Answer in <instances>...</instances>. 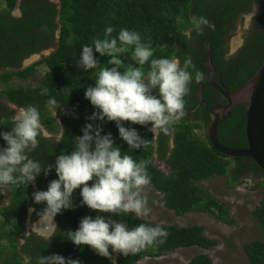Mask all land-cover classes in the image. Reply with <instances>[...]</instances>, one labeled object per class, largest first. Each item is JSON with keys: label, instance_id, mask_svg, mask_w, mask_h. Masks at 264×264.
<instances>
[{"label": "trees", "instance_id": "obj_1", "mask_svg": "<svg viewBox=\"0 0 264 264\" xmlns=\"http://www.w3.org/2000/svg\"><path fill=\"white\" fill-rule=\"evenodd\" d=\"M57 1L58 4L48 0H21L18 2L21 17L12 18L10 12L16 7L17 0H0V98H6L19 107L36 106L43 124H51V119L54 120L55 125L51 124L50 129L57 130V125L60 126L47 108L50 97L56 99L60 108L75 111L81 118L76 121L68 117L61 119L65 129V142L62 141L60 147H57L58 144H51L39 138L38 146L43 149L46 164L55 161V158L51 157L52 154L57 155L62 150L67 151L69 142L72 149V137L82 135L81 129L86 123L94 125L102 123V134L111 132L123 153L132 155L136 160L150 161L148 164L150 184L153 190L162 194L160 205L163 208L172 210L176 215H184L192 211L209 213L225 224H233V220L229 217L228 206L213 198L200 183L218 176L225 177L228 186L232 187L234 182H238L242 177H248L246 175L250 171L264 182V173L255 163L246 165L247 159L229 158L218 152L210 145L208 138L202 132H198L205 130V125L209 121V114L204 105L200 107L203 113L201 123L174 122L173 146L165 158L168 166L166 172L154 165V152L155 146H158L160 156L165 157L169 132L167 134L161 132L156 140L148 131L150 125L145 127L132 124L131 126L135 127L142 137L149 139V147L146 150L132 151L119 137L115 122L83 119L86 116L90 117L94 111L90 101L85 98L86 87L94 83L99 69L107 65L110 57H99V54L94 52L99 58L100 65L97 69L86 73L77 67V59L84 44H91L94 37L103 38L106 26L111 25L115 28L113 35H116L121 28L136 30L145 42H151L154 58L178 55L183 60L185 56H191L196 67L204 73L205 79L201 83L193 82L190 85L188 96L191 100L189 104L185 103V106L192 108L198 100L195 96L196 90L206 81L208 71L204 62L208 52L218 73L224 75L223 81L229 91L241 87L260 66L264 58V0ZM255 3L260 4V15L256 16L259 30L244 35L241 47L228 56V36L235 29L241 15L248 12ZM193 16H204L215 27L212 29L205 27L202 35L197 36L193 33V39L186 41L182 33L191 27L190 21ZM48 47H52L53 51L38 62L20 68L24 58ZM127 63L132 62L129 59ZM40 65L46 68L40 83L29 87L10 85L14 78L25 79L34 74L35 69ZM147 68L148 65H144V69ZM44 88L48 89L47 94L41 95V90ZM213 95L217 93L210 87L206 86L201 90V98L206 102L207 108L215 102ZM124 123L128 126L130 122ZM217 138L226 146H246L243 106H235L229 117L218 126ZM29 155L39 162L43 160L36 149ZM40 178L45 181L42 188L46 190L48 176L41 173ZM6 188L11 197L7 205L0 207V264H36V257L39 255L47 256L53 253L64 255L75 246L61 235H66L62 233L66 230H75L71 223L73 213H88L87 207L79 204L80 200L75 194L73 202L76 206L57 214L61 221L56 229V236L48 241L30 233L22 237L23 242L20 243L18 235L23 230L25 207L30 200L32 184L28 187L21 185ZM256 188L263 190L264 184L263 187L260 184L253 186V189ZM38 205L43 208L45 206L43 203ZM96 214L92 210V216ZM251 214L263 236L261 240H253L243 245L247 259L244 264H264V202ZM105 215L111 214L105 213ZM113 219L126 222L130 228L140 223L153 226L157 224L144 220L134 213H122L119 217L113 216ZM161 225L169 233L163 244L148 248L136 255L123 256L118 253L116 264H136L142 258L158 257L178 248L198 247L209 250L217 244L216 240L204 236L202 225ZM109 251L111 252V249ZM70 257L80 259L81 264H108L106 257L96 254L89 246H81ZM187 264H212V261L207 254L198 253L192 256Z\"/></svg>", "mask_w": 264, "mask_h": 264}, {"label": "clouds", "instance_id": "obj_2", "mask_svg": "<svg viewBox=\"0 0 264 264\" xmlns=\"http://www.w3.org/2000/svg\"><path fill=\"white\" fill-rule=\"evenodd\" d=\"M190 24L182 33L186 41L193 39V33L202 35L205 27H215L204 16H193ZM115 31L113 26H106L103 38L94 37L91 44H84L77 59V67L86 73L100 65L94 52L99 57H110L84 92L94 107L89 119L115 122L119 137L128 149L146 150L149 139L131 125H150L148 131L152 137L161 132L167 134L174 122L185 115L190 85L201 83L205 76L191 56L183 60L178 55L154 58L151 42H145L138 31L121 28L113 35ZM129 59L132 63L126 64ZM47 91L44 88L40 94L46 95ZM47 103L56 116L60 106L56 99L50 97ZM124 122L130 123L126 126ZM4 125L8 130H0V138L5 141L0 146V187H28L41 173L47 176L52 169L56 173L57 178L48 182L46 190L32 193L34 204L45 205L37 213V225H44L43 230L34 229L37 235L48 241L57 235L55 217L62 210L76 206L73 195L79 189L82 197L79 204L97 214L82 217L77 229L62 232L74 245L89 246L96 254L111 258L112 253L136 255L166 241L169 233L159 223L154 226L140 223L130 228L126 222L113 219L122 213H134L138 217L149 214L148 197L143 189L151 181L150 161L136 160L123 153L111 132L102 134V123H86L81 129L82 135L72 137V150H62L54 163L46 166L29 154L39 145V138L55 144L65 142L63 127L53 135L41 122L39 109L31 105L14 109L8 118H0V126ZM32 211L35 209L30 207L29 212ZM36 264H81V260L53 253L37 256Z\"/></svg>", "mask_w": 264, "mask_h": 264}, {"label": "rangeland", "instance_id": "obj_3", "mask_svg": "<svg viewBox=\"0 0 264 264\" xmlns=\"http://www.w3.org/2000/svg\"><path fill=\"white\" fill-rule=\"evenodd\" d=\"M58 4L57 0H51ZM17 5L13 9L15 12ZM255 13V15H253ZM259 14V6L253 4L250 12L244 15L236 24L235 29L228 36L227 55L234 54L241 47L244 35H248L255 24V17ZM52 48L42 50L38 53L28 56V63H23L24 66H29L34 62H38L43 56L48 55ZM39 56V58H37ZM26 59V60H27ZM46 68L40 65L35 69L34 74L25 79L14 78L11 80L12 86H35L42 80ZM12 110L18 109L14 105ZM64 109V108H63ZM62 109V110H63ZM52 113L54 112L51 107ZM56 110V116L57 114ZM205 133V130H198ZM158 168L164 169V166L157 165ZM264 182L261 179H251L242 177L238 182H234L232 187L228 186L225 177L215 176L212 179L204 180L200 184L204 186L208 193L213 198L224 202L228 206L229 217L233 220V224H225L218 220L214 215L209 213L189 212L184 215H176L172 210L163 208L160 205L162 194L152 189L151 184L143 189V194L148 197V207L150 212L148 215H141L140 218L157 222L159 224H177L179 226L202 225L204 227V236L209 239H214L217 244L209 250L198 247L178 248L173 252L164 253L158 257L142 258L136 264H187L192 256L198 253L207 254L212 264H244L247 259L243 251V245L253 240H261L263 233L257 227L256 221L251 212L262 202H264L263 190L253 186L260 184L263 187ZM30 213L27 214L24 221V231H29L37 220H32Z\"/></svg>", "mask_w": 264, "mask_h": 264}, {"label": "water", "instance_id": "obj_4", "mask_svg": "<svg viewBox=\"0 0 264 264\" xmlns=\"http://www.w3.org/2000/svg\"><path fill=\"white\" fill-rule=\"evenodd\" d=\"M39 58V56H37ZM29 59L25 63H28ZM204 65L210 73V78L200 87L197 93L201 99V90L204 86L216 90L223 103H216L208 110L209 121L205 127L204 135L208 138L210 145L218 152L229 158L241 157L251 163H255L264 173V58L254 74L246 82L234 91H229L225 83H218L214 77L217 69L210 59L208 52ZM223 76L220 77V80ZM203 103V101H200ZM200 105V104H199ZM244 106L246 146L231 147L223 145L217 138L218 126L229 117L235 106ZM77 197H82L75 190ZM88 208V207H87ZM88 215L92 216V210L88 208ZM84 217L76 214L73 224L78 228L77 219ZM81 246L75 245L63 256L67 259L79 250Z\"/></svg>", "mask_w": 264, "mask_h": 264}, {"label": "flooded vegetation", "instance_id": "obj_5", "mask_svg": "<svg viewBox=\"0 0 264 264\" xmlns=\"http://www.w3.org/2000/svg\"><path fill=\"white\" fill-rule=\"evenodd\" d=\"M48 1H50V2H52L51 0H48ZM19 2H21V0H19ZM53 3V2H52ZM255 4H257V8H258V6H259V14L258 15H260V4H258V3H255ZM252 6H253V4L251 5V8H252ZM250 8V9H251ZM250 12V10L248 11V12H245V13H243L242 15H241V17H240V19L244 16V15H246V14H248ZM10 15H11V17L12 18H19V17H21V9H20V7H19V5H18V8H17V10L14 12L13 10L10 12ZM255 30H259V24H258V22H257V20H256V17H255V24H254V26H253V29L251 30L252 32H255ZM48 48H52V47H48ZM48 48H44V49H42V50H45V49H48ZM41 50V51H42ZM52 50V49H51ZM40 52V51H39ZM28 58V57H27ZM27 58H24L23 60H22V62H21V67L20 68H23V67H25L24 65H23V63L26 61V59ZM25 60V61H24ZM221 76H224V75H221V74H219L218 72H217V74L216 75H214V77H215V79H216V81L218 82V83H220V82H222V83H224V81H223V77L221 78V80H220V77ZM210 78V73L208 72V74L206 75V81H205V83L207 82V80ZM17 79H19V78H17ZM206 86H204L203 88H205ZM202 88V89H203ZM228 89V88H227ZM200 90V88H198L197 90H196V94H195V96H197V93H198V91ZM215 92L217 93V95H213V98H214V100H215V102H214V104H216V103H223L224 101L222 100V98H221V96H220V94L215 90ZM198 97V96H197ZM191 97L190 96H187L186 98H185V100H186V104H189V102H190V99ZM200 101H203V103H200ZM200 104V105H199ZM213 104V105H214ZM11 105H14L16 108H21V107H19V106H17V105H15V104H13V103H11L9 100H7L6 98H0V117L1 118H8V117H10L12 114H13V110H12V106ZM202 105H204V108L207 110V113H208V110L210 109V108H207L206 107V102L201 98V99H199L198 98V100H197V102H196V104H195V106H193L192 108H190V107H186L185 106V115L180 119V120H178V121H175V122H177V123H180L181 121H189V122H193V123H201L202 121H201V119H202V116H203V113H201V110L202 109H200V107L202 106ZM48 108V110H49V113H50V115L53 117V118H55V120H56V123H59V125L60 126H58L57 125V130L56 129H50V125L52 124V125H55L54 124V120H52L51 119V124H49V123H46V124H44V126H45V128L46 129H48L51 133H53V135H55V134H58L59 132H60V130L62 129V127H63V122L61 121V119L63 118V117H68L69 119H71V120H74V121H76L77 119L79 120V119H81L80 117H79V114L77 113V112H75V111H69V110H66V109H63V108H60V107H58L56 110L58 111L57 112V116H55L53 113H52V110H50V108H51V106H48L47 107ZM63 109V110H62ZM54 110V109H53ZM90 117H88V116H86L85 118H83L84 120H86V121H91V119H89ZM94 121V120H93ZM205 127H206V125H205ZM64 128V127H63ZM1 130H8V128H7V126L6 125H4V126H2L1 127ZM172 130H173V125H172V127L169 129V137H168V141H167V144H166V154H165V157L164 158H162L161 156H160V153H159V149H158V146H155V149H156V151L154 152V165L156 166V164L157 165H162V166H164V171H168V166H167V164H166V161H165V158H166V156L168 155V153H169V150L172 148V146H173V141H172ZM82 134V133H81ZM69 136V138H71V134H69L68 135ZM67 136V137H68ZM158 137V136H157ZM157 137H155V139L157 140ZM44 139V138H43ZM44 140H47V142L48 143H51V144H55L52 140H49V139H44ZM62 143H59L58 145H57V147H60V145H61ZM3 145H5V141H3V139L2 138H0V146H3ZM71 147V145H70V142L68 143V150L67 151H71L72 149L70 148ZM36 151L39 153V157L40 158H43V160L40 162L41 163V165L42 166H46L47 164H46V161H45V159L46 158H44L43 157V149H42V147H40V146H38L37 148H36ZM57 155H59V154H57ZM56 154H52V156L51 157H54V158H56V156H57ZM45 157H47V156H45ZM48 158V157H47ZM52 163H54V162H52ZM249 163H251V162H246L245 164L246 165H248ZM157 167V166H156ZM158 168V167H157ZM159 169H161V168H159ZM247 174V173H246ZM48 176V182L50 181V180H52V179H56L57 177H56V173H55V170L54 169H52L50 172H49V174L47 175ZM246 176H248L249 178H251V179H259V177H257L256 175H254V173H252L251 171L246 175ZM262 178V177H261ZM44 180L43 179H41L40 178V175L37 177V179H36V181H35V183H33L32 184V192H31V194L29 195V201L27 202V204H26V207H25V217H24V220H23V230L19 233V235H18V239H19V241H20V243H22L23 242V239H22V237H25V236H27V235H29L30 233H34V234H36V231L34 230L35 228H37V227H39L41 230H43V227H44V225H37L38 224V221H39V217H38V215H37V213L39 212V211H41L42 209H43V207L41 206V205H38V204H33V199H32V193L34 192V191H36V190H43V188H42V186L44 185ZM76 191H77V189H76ZM78 193H79V191H77ZM74 194H75V192H74ZM76 195V194H75ZM0 196H1V198H0V207L1 206H5V205H7L9 202H10V197H11V195L9 194V192H8V190H7V188L6 187H0ZM77 196V195H76ZM78 198V197H77ZM79 199V198H78ZM80 200V199H79ZM86 206V205H85ZM34 208L35 209V211H32V212H29V208ZM87 207V206H86ZM88 209V208H87ZM28 213H30L31 215H30V217L32 218V220L34 221V220H37L36 222H35V224H33L32 225V228L30 227V228H28V230L29 231H27V232H25L24 231V221H25V218H26V216H27V214ZM76 214H80V215H83V216H86V215H88L89 214V212L87 213V214H82L81 212H75V213H73L72 214V218H71V223H72V225H73V227L76 229V227L74 226V224H73V217H74V215H76ZM59 215V214H58ZM81 218H78L77 219V223H78V221L80 220ZM60 221H61V219H60V217L59 216H56L55 217V222H56V224H57V226H60ZM79 225V224H78ZM37 235V234H36ZM37 236H39V235H37ZM41 237V236H40ZM117 256H118V253H112V256H111V258H107L108 259V264H116V259H117Z\"/></svg>", "mask_w": 264, "mask_h": 264}, {"label": "bare ground", "instance_id": "obj_6", "mask_svg": "<svg viewBox=\"0 0 264 264\" xmlns=\"http://www.w3.org/2000/svg\"><path fill=\"white\" fill-rule=\"evenodd\" d=\"M213 90V89H212ZM244 107V106H243Z\"/></svg>", "mask_w": 264, "mask_h": 264}]
</instances>
